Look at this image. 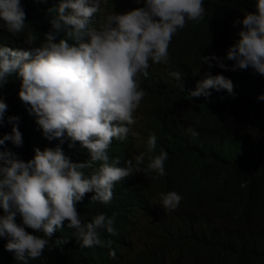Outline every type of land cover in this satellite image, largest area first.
<instances>
[{"label": "trees", "instance_id": "1", "mask_svg": "<svg viewBox=\"0 0 264 264\" xmlns=\"http://www.w3.org/2000/svg\"><path fill=\"white\" fill-rule=\"evenodd\" d=\"M59 3L21 0L28 27L14 36L0 21V47L29 51L24 42L29 30L43 41ZM255 4L256 0H204V19L189 21L178 30L169 46L168 64L150 62L148 77L139 78L145 96L137 109L141 114L138 129L131 125L126 140H113L108 155L110 162L118 158L117 166L123 167L125 161L146 150L149 133H155L157 147L152 155L161 149L167 152L166 175L134 170L114 186L109 204L90 203L94 193L77 202L84 221L101 213L115 217L116 234H101L102 239L112 240V245L81 247L75 230L68 229L65 221L42 256L28 264H264V100L258 99L264 96V77L251 68L225 71L214 61L212 68L201 64L202 56L215 55L227 68L232 67L233 61L224 57L238 39L241 26L236 21L243 19L244 12L255 13ZM142 6L143 0L139 4L135 0H103L102 13L93 18V24L108 12L124 13ZM60 38H65L63 32L57 40ZM169 72L182 74L184 92ZM205 72L230 79L233 93L210 89L208 97L190 98L187 93L195 90ZM20 85V78L13 74L0 86V99L7 105L0 121V139L10 135L15 124L23 144L17 148L5 141L0 151L8 150L27 162L34 149L60 147L72 162L88 160V150L66 134L51 141L44 137L36 117L18 97ZM9 117L18 119L10 123ZM188 128L197 135H191ZM147 163L145 159L140 167ZM97 166L84 169L85 175ZM169 191L182 196L174 211L159 206L158 194ZM16 223L22 225L19 215ZM25 231L42 235L29 228ZM57 239L67 242L57 247ZM7 242V237H0V264H20L5 250Z\"/></svg>", "mask_w": 264, "mask_h": 264}, {"label": "clouds", "instance_id": "2", "mask_svg": "<svg viewBox=\"0 0 264 264\" xmlns=\"http://www.w3.org/2000/svg\"><path fill=\"white\" fill-rule=\"evenodd\" d=\"M42 2V0H40ZM103 0H60L50 18L51 29L43 34L29 30L25 44L29 51L0 47V86L13 74L21 80L18 97L29 107V114L49 141L66 134L87 149L90 158L72 162L60 147L34 149L31 160L23 162L8 150L0 151V237H7L5 250L20 264L36 260L49 246L54 232L74 229L81 247H110L112 240L101 238L102 232L115 235V217L97 214L89 221L81 219L76 204L88 193L90 203L107 205L113 199L114 186L136 173L155 172L166 175L168 154L163 149L152 155L157 136L149 133L146 150L118 167L110 162L108 150L113 140L124 141L136 123L135 112L145 96L140 77L147 78L152 64L169 62V46L178 30L189 21L205 17L204 0H143V6L124 13H102ZM140 3V0H135ZM255 13H243L241 26L224 59L233 61L229 69L215 55L202 56L201 64L225 71L252 69L264 77V0H256ZM53 9H49L51 12ZM0 21L17 36L28 27L21 0H0ZM63 32L65 38L57 40ZM39 41V42H38ZM198 70L194 73L197 74ZM180 91H185L180 72H169ZM233 83L223 75L204 73L190 98L208 97L211 90L233 93ZM258 99L264 100V96ZM7 105L0 99V121ZM17 117H9V122ZM195 136L197 133L188 128ZM133 136L137 133L132 132ZM10 141L19 148L22 134L14 124L10 135L0 139V146ZM63 142V141H61ZM148 160L146 167H140ZM85 175L84 169H92ZM159 206L174 211L182 196L175 191L160 192ZM22 225L16 223V216ZM32 229L42 235L25 231ZM65 239L54 240L57 247ZM115 257V252L110 251Z\"/></svg>", "mask_w": 264, "mask_h": 264}, {"label": "rangeland", "instance_id": "3", "mask_svg": "<svg viewBox=\"0 0 264 264\" xmlns=\"http://www.w3.org/2000/svg\"><path fill=\"white\" fill-rule=\"evenodd\" d=\"M140 119H141V114H140V112L138 110H136V112H135V120H136V123L134 124L135 129H138V122L140 121ZM136 236H135V238H136Z\"/></svg>", "mask_w": 264, "mask_h": 264}, {"label": "bare ground", "instance_id": "4", "mask_svg": "<svg viewBox=\"0 0 264 264\" xmlns=\"http://www.w3.org/2000/svg\"><path fill=\"white\" fill-rule=\"evenodd\" d=\"M144 114V113H143Z\"/></svg>", "mask_w": 264, "mask_h": 264}]
</instances>
